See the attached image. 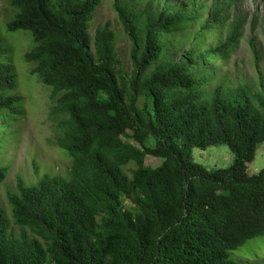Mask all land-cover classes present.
Wrapping results in <instances>:
<instances>
[{"label": "trees", "instance_id": "obj_1", "mask_svg": "<svg viewBox=\"0 0 264 264\" xmlns=\"http://www.w3.org/2000/svg\"><path fill=\"white\" fill-rule=\"evenodd\" d=\"M5 1L6 29L28 32L33 43L25 56L48 88L54 142L71 165L66 177L17 180L7 202L20 231L0 207V264L262 261L264 167L249 173L246 164L264 146V80L258 89L217 81L202 90L238 45L246 21L238 0L123 2L116 13L130 44L128 71L111 27L89 31L101 0ZM187 30L192 38L176 58L167 38ZM4 53L0 44V128L15 124L23 103ZM217 144L233 154L226 167L193 161V147ZM146 156L161 162L148 166ZM6 173L0 167V184Z\"/></svg>", "mask_w": 264, "mask_h": 264}, {"label": "rangeland", "instance_id": "obj_2", "mask_svg": "<svg viewBox=\"0 0 264 264\" xmlns=\"http://www.w3.org/2000/svg\"><path fill=\"white\" fill-rule=\"evenodd\" d=\"M129 2L134 7L148 2L147 6H155L156 0H101L89 22V31L93 33L97 27L107 23L115 33V47L126 71L129 70L128 51L130 44L123 34L117 16V9L123 2ZM161 1V0H159ZM171 4L182 5L183 0H170ZM14 11V9H12ZM137 10V9H134ZM236 11L246 15L243 32L238 45L226 61L214 64L215 73L208 71L210 82L202 89L209 93L217 81L223 83V89L233 90L243 84L253 85L258 89L260 80H264V0H238ZM11 14L5 0H0V44L4 48L3 58L12 56L16 75V92L22 98V111L15 124L0 128V167L7 170L0 184V207L4 210L10 230L17 234L19 228L12 222L7 194L17 190L16 183L21 179L25 185H32L43 174L66 177L71 165L69 155L59 148L55 142L53 125L48 118L49 102L48 88L43 87L35 75L31 74L33 63L25 56L33 43H30L28 32L22 30L10 32L6 29V20ZM255 15V16H254ZM253 17H257V25L251 28ZM218 34L207 36V42L214 44ZM192 38L190 31L168 36V47L176 51L178 58L185 50L184 42ZM175 41V44L172 43ZM32 44V45H31ZM5 127V128H4ZM191 156L194 162L205 168L226 167L232 160L233 154L225 144L209 145L205 148L193 147ZM161 160L146 156L145 164L151 167L159 165ZM264 167V146L258 143L251 161L247 162L246 170L257 173ZM242 261L249 262L251 258L245 254L237 255ZM263 257V256H262ZM264 258V257H263ZM253 264H264V259L256 260Z\"/></svg>", "mask_w": 264, "mask_h": 264}]
</instances>
